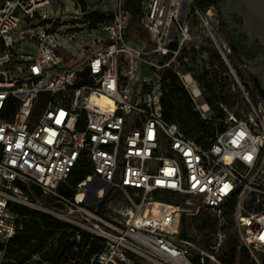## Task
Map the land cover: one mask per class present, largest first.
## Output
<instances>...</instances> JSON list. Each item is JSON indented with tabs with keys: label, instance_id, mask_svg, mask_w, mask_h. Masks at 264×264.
<instances>
[{
	"label": "built area",
	"instance_id": "2783aa9c",
	"mask_svg": "<svg viewBox=\"0 0 264 264\" xmlns=\"http://www.w3.org/2000/svg\"><path fill=\"white\" fill-rule=\"evenodd\" d=\"M50 1L0 0V264L23 227L17 205L33 204L28 194L35 187L50 199L42 209L72 222L64 227L73 230L70 252L42 255L58 245V230L20 264H264V98L252 101L245 93L247 109L238 117L226 110L225 127L199 143L163 116L156 74L138 69L142 52L150 54L143 58L149 67L159 66L190 38L194 0L141 1L138 19L149 48L125 33L128 0H99L102 18L84 16L82 24L100 26L103 35L74 62L63 59L60 36L75 38L82 26L42 12ZM81 1L73 0L78 10ZM202 23L230 64V45L216 34L218 14L207 9ZM200 93L190 88L193 98ZM75 165L88 173L68 196L58 186ZM110 191L124 202L114 207V219L100 211ZM163 194L198 197L218 225L183 234L184 207ZM229 216L238 237L234 262L226 259L222 227ZM82 231L97 238L95 249ZM241 246L247 260L240 259Z\"/></svg>",
	"mask_w": 264,
	"mask_h": 264
},
{
	"label": "rangeland",
	"instance_id": "374dc122",
	"mask_svg": "<svg viewBox=\"0 0 264 264\" xmlns=\"http://www.w3.org/2000/svg\"><path fill=\"white\" fill-rule=\"evenodd\" d=\"M131 1L132 0H128L129 5L133 4L135 8H139L142 0H134L133 3ZM220 1L222 0H209V2L206 3L205 0H194L197 11L190 15V38L179 47L176 53L161 58L159 66L149 67L143 58L149 57L150 54L142 52L140 55L141 58L138 61V69L142 71L143 74L150 72L156 74V79L160 87L162 86L163 72L167 69L175 70L179 82L186 87L190 93V86H188L184 79V75L189 73L194 83L201 91L199 99H205L209 94L207 84L208 81H210L212 82V86L224 95V101L220 102V106L223 107L224 112L226 113V110H231L234 116L238 117L249 105L245 98V93L248 94L249 99L252 101L261 98L262 94L258 87L253 84L252 76L246 71L244 61L240 57V54H243V49L233 46L229 41L228 34L222 24V15L219 8ZM99 4V0H82L80 3L81 9L78 10L76 5L73 4V0H51L48 4L40 7L42 12L52 15V18L55 19L57 23L63 22L65 24L77 22L82 26L81 32H79L78 36L75 38L68 39L60 36L62 42L60 53L65 61L74 62L87 57L90 53L92 39L96 36L103 35V30L100 26L86 28V26L82 24L85 12H91L99 8ZM207 9H212L219 16L220 26L216 34L223 35L230 45V52H226V57L233 67L238 81L209 34L206 25L202 23V18L207 16ZM125 33L131 39H133L132 37H139L140 41L136 40L137 46L143 48V42L146 43L144 48H149L151 46L147 33L140 24L138 14H136L135 18L131 16ZM30 43L29 40H23L22 45H29ZM170 58L171 60L169 61ZM168 61L169 63H166ZM194 101L196 109L199 110L200 113H204V116L202 115L203 117L215 114V109L210 107L206 100ZM203 102L207 103V109L201 107ZM214 104H216V101ZM119 196V193L115 191H110L106 195L102 207L100 208V211L102 213L104 212L106 217L110 219L117 217L114 207H118L122 204L124 205L122 200L118 202L117 199ZM162 197L166 201H172V199L178 198V201L183 205L184 210L181 216V232L183 234L191 233L194 235H201L203 232L213 230L218 225L219 218L216 212L200 206L198 197L186 195H179L177 197L172 194H163ZM28 198L33 204L20 202L18 205L46 212L41 207L49 205L50 199L47 196L40 191L37 192V190L32 189L30 194H28ZM27 219L28 217L24 216V220ZM68 223L72 224V222L69 221ZM222 227L225 231L224 244L228 245L237 240L236 225L232 217H227V222L224 223ZM247 258L248 257L240 255L241 260H247Z\"/></svg>",
	"mask_w": 264,
	"mask_h": 264
},
{
	"label": "trees",
	"instance_id": "16d2710c",
	"mask_svg": "<svg viewBox=\"0 0 264 264\" xmlns=\"http://www.w3.org/2000/svg\"><path fill=\"white\" fill-rule=\"evenodd\" d=\"M131 2L133 3L134 0ZM205 2L207 3L209 0H205ZM130 7L132 8V18H135L139 8H135L133 4H130ZM84 16L92 19L102 18L98 9L85 12ZM257 87L262 94V89L258 83ZM161 89L163 116L168 120L177 122L184 133L194 138L197 142L204 143L208 138H212L216 132L225 127L226 123L223 121L225 112L223 107L220 106V102L224 101V95L212 86V82L208 81L207 89L209 94L204 100H206L209 106L213 107L216 112L214 115L206 117H203L200 111L196 109L193 97L187 88L179 82L175 70L167 69L163 72ZM215 101L216 104H214ZM87 173L88 168L75 165L69 176L59 184L58 190L65 195H72L75 190L76 182ZM35 190H37V192L39 191L36 187ZM17 209L27 216L28 219L23 220V227L17 230L10 239L7 248V255L9 258L4 264L22 263L31 253L41 250L46 243L47 237L58 230V245L49 247L42 255L44 257L52 256L53 253L58 251V256H64L70 252L68 236L73 230L68 231L64 229V227L69 225L68 222L62 221L56 216L39 209L29 208L23 205H17ZM82 235L84 242H90L92 249L98 246L96 237L90 238L88 233L84 231H82ZM58 248H60V250ZM228 250L230 256L226 259L230 262H234L237 250L236 244L231 242ZM239 250L243 257H247L246 250L243 246H241ZM23 264H38V262L31 261Z\"/></svg>",
	"mask_w": 264,
	"mask_h": 264
},
{
	"label": "flooded vegetation",
	"instance_id": "af4514ba",
	"mask_svg": "<svg viewBox=\"0 0 264 264\" xmlns=\"http://www.w3.org/2000/svg\"><path fill=\"white\" fill-rule=\"evenodd\" d=\"M223 2L225 0L219 2V8L229 41L233 46L243 49L240 57L244 61L246 71L252 76L253 84L257 86L258 83L261 87V96L264 98V43L257 35L244 29L240 15L232 10L225 11Z\"/></svg>",
	"mask_w": 264,
	"mask_h": 264
},
{
	"label": "water",
	"instance_id": "95a60500",
	"mask_svg": "<svg viewBox=\"0 0 264 264\" xmlns=\"http://www.w3.org/2000/svg\"><path fill=\"white\" fill-rule=\"evenodd\" d=\"M224 10L235 11L243 20V27L249 33L255 34L264 43V0H225ZM236 75L233 67L228 64Z\"/></svg>",
	"mask_w": 264,
	"mask_h": 264
},
{
	"label": "bare ground",
	"instance_id": "6f19581e",
	"mask_svg": "<svg viewBox=\"0 0 264 264\" xmlns=\"http://www.w3.org/2000/svg\"><path fill=\"white\" fill-rule=\"evenodd\" d=\"M184 79H185V81L187 82L188 86H190V88H194L195 91H198L199 88H198V86L194 83V81H193V79L191 78V76L189 75V73H186V74L184 75ZM207 106H208V105H207L206 102H203L202 105H201V107L204 108V109H206Z\"/></svg>",
	"mask_w": 264,
	"mask_h": 264
},
{
	"label": "crops",
	"instance_id": "0c3cea01",
	"mask_svg": "<svg viewBox=\"0 0 264 264\" xmlns=\"http://www.w3.org/2000/svg\"><path fill=\"white\" fill-rule=\"evenodd\" d=\"M200 95L196 96L195 98H193L194 100H204V99H199Z\"/></svg>",
	"mask_w": 264,
	"mask_h": 264
}]
</instances>
